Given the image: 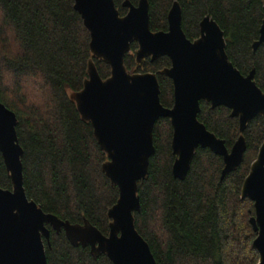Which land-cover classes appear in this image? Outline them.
Returning a JSON list of instances; mask_svg holds the SVG:
<instances>
[{"label":"trees","instance_id":"trees-1","mask_svg":"<svg viewBox=\"0 0 264 264\" xmlns=\"http://www.w3.org/2000/svg\"><path fill=\"white\" fill-rule=\"evenodd\" d=\"M124 0H114L120 15ZM136 4L138 0H130ZM174 0H148L149 27L167 30V12ZM181 27L196 39L199 22L210 15L220 26L225 51L242 73L254 68V81L264 91V41L252 50L263 17L262 0H176ZM74 0H0V101L16 114L23 187L44 212L71 223L87 220L103 234L109 230L107 210L118 198L102 169L107 160L91 123L81 118L71 94L82 88L91 58L89 32ZM138 45L131 43L124 65L131 72L156 73L160 102L173 104L172 80L161 71L167 56L135 61ZM101 78L110 66L92 57ZM197 118L230 149L239 135L237 117L224 105L200 100ZM243 136L246 148L240 164L221 177L223 160L198 147L183 179L173 176L172 125L159 117L153 126L155 150L148 173L138 182L140 209L135 227L147 241L156 264H256L252 242L256 234L249 218L253 202L241 198V186L264 139V120L255 116ZM0 187L10 189L0 153ZM45 240L47 264H112L105 254L94 258L88 246H74L63 231L50 226Z\"/></svg>","mask_w":264,"mask_h":264},{"label":"water","instance_id":"water-1","mask_svg":"<svg viewBox=\"0 0 264 264\" xmlns=\"http://www.w3.org/2000/svg\"><path fill=\"white\" fill-rule=\"evenodd\" d=\"M263 17L252 50L264 41ZM126 12L120 15L114 0H74L89 32L92 57L110 66V75L101 78L91 58L87 61L82 88L71 94L76 108L91 123L94 136L107 160L102 169L118 189L116 202L107 210L109 230L103 234L84 220L71 223L44 212L29 199L23 187V149L16 132V114L0 101V153L11 188L0 187V264H47L45 240L50 245V226L63 231L74 246L89 247L96 258L105 254L112 264H156L147 241L135 227L134 212L140 209L138 182L148 173L149 158L155 147L153 126L159 117L172 125L171 149L174 177L183 179L198 147L208 148L223 160L221 177L235 169L246 148L243 131L253 117L264 120V91L254 81V68L242 74L228 59L224 34L217 22L205 15L199 22V36L190 40L181 27V7L174 0L167 12V30L149 27L148 0L136 4L124 0ZM137 66L167 56L170 66L161 72L172 80L173 104H161L156 73L131 72L124 56L131 43ZM200 100L211 107L224 105L237 117L239 135L230 149L224 140L198 120ZM241 198L253 202L250 216L256 236L252 245L258 254L256 264H264V139L241 186Z\"/></svg>","mask_w":264,"mask_h":264}]
</instances>
